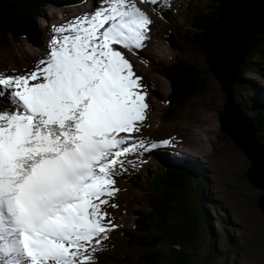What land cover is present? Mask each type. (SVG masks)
I'll return each instance as SVG.
<instances>
[{"label":"snow or ice","instance_id":"6c2138e0","mask_svg":"<svg viewBox=\"0 0 264 264\" xmlns=\"http://www.w3.org/2000/svg\"><path fill=\"white\" fill-rule=\"evenodd\" d=\"M151 24L135 0H103L57 29L34 71L0 75L16 104L0 112V264H93L125 158L173 144L132 135L147 91L116 46L143 49Z\"/></svg>","mask_w":264,"mask_h":264},{"label":"rangeland","instance_id":"374dc122","mask_svg":"<svg viewBox=\"0 0 264 264\" xmlns=\"http://www.w3.org/2000/svg\"><path fill=\"white\" fill-rule=\"evenodd\" d=\"M187 1L158 0L157 4L153 5L146 0H135L137 6L152 20V24L149 26L150 38L145 41L143 49L131 51L132 57L127 49L116 46L122 52L125 51L126 58L133 62V70L137 76L142 77L143 85L147 91L146 102L149 105V110L147 119L140 124V129L146 130L152 137L148 141L149 143L169 139L173 141L170 147L153 150L162 154L166 160L168 159L167 161H172V163L190 162L197 169L210 175L209 188L205 193L206 197H202V200L205 205L209 203L213 208L210 221L213 222L212 227L216 234L215 243L221 254L216 259L206 262L207 250L205 247L200 248V253L196 257L199 261L197 260L196 264H264V217L260 207L256 204L257 197L263 192V189L251 184L245 175L250 167L251 159L247 157L244 149L239 148L230 137L220 131L218 110L224 104L225 93L219 79L212 75L209 88L204 94L196 96L182 105L178 114L170 122H161L162 114L168 106L167 97L170 83L166 77L159 73L157 68L167 65L171 60L167 36L171 31H174L176 37L179 38L180 33L187 26ZM97 3L98 0L84 1L81 4L65 8L47 4L46 15L51 16L52 19H57L62 12L64 14L65 12L75 13L74 16H78L79 13L76 11L92 5L94 7L88 11L90 15L102 6L95 7ZM1 4L2 1H0V6ZM1 7L5 10L9 9V11H2L3 16L0 15V21L12 23L14 17L11 14V7L9 5ZM190 15L192 16V14ZM255 19L253 18L252 21ZM67 20L69 19L63 17L51 20L48 24L45 18L37 17L35 18L38 33L36 36L33 38L31 36L30 39L23 41L10 39L8 45L0 44V75H24L34 71L40 61L47 59L50 54L51 42L45 41L43 37L47 40L51 39L50 31L55 27V24L60 28L63 24L69 23ZM256 24L249 28L246 35L255 29ZM181 56L187 62L201 65L209 63L205 53H198L191 48H188ZM255 62L258 63L259 71H257L262 74L246 71L239 75L251 82L260 92L259 95L264 98V58L256 59ZM29 65L30 67L26 68ZM23 69L25 71H22ZM9 92L6 91L4 95L0 96V112H14L9 110L13 102ZM234 98L237 100L235 94ZM240 106L246 117L250 118L253 115L250 109ZM13 108L16 110V105ZM242 120V130L245 135L242 142L250 148V154L253 155V151L257 154H254V162L255 171L258 172V168H263L260 157V153L264 156L260 148L261 142L256 138L254 127L250 125L249 120L243 117ZM147 164L148 160L139 172L132 170L131 176L122 177L120 173L115 176V187L120 191L110 199L109 204L104 208L109 213L112 223L117 225L114 232L117 239L122 238L125 231L131 228L134 215L148 208L143 182ZM262 183H264L263 180ZM112 205H118V207H112ZM117 243L119 245L120 242L117 241ZM233 246L235 248L229 250ZM107 252L108 254L106 252H98V254L102 258L118 261L120 251L110 249ZM93 264L97 263L94 261Z\"/></svg>","mask_w":264,"mask_h":264},{"label":"trees","instance_id":"16d2710c","mask_svg":"<svg viewBox=\"0 0 264 264\" xmlns=\"http://www.w3.org/2000/svg\"><path fill=\"white\" fill-rule=\"evenodd\" d=\"M0 1L1 6L11 7L14 17L12 23L0 22V44L8 45L10 39L23 41L38 34L35 18H46L47 4L65 8L83 0ZM222 1L188 0L187 26L179 38L174 31L167 36L171 60L167 65L157 68L170 83L168 106L162 114L161 122L173 120L182 105L208 90L213 75L209 69V66L213 67L210 61L207 65L187 62L181 54L188 48L206 54L205 30L209 23L219 18ZM242 44L244 51L234 66L237 69L230 83H233L232 91L237 97L239 110L242 105L253 113L250 118L243 112L240 115L254 127L264 153V98L251 82L239 75L246 71L262 74L258 72L255 60L264 58V0L256 27L244 36ZM222 108L218 110L219 113ZM235 114L236 111H233ZM167 160L158 159L155 165L146 170L143 182L148 208L134 215L131 228L125 231L126 240L120 247L118 261L111 259L108 264H196L200 248L204 247L207 250L206 262L220 256L215 243L213 222L210 221L213 208L209 203L205 205L202 200L209 188L210 175L190 162L172 163Z\"/></svg>","mask_w":264,"mask_h":264},{"label":"bare ground","instance_id":"6f19581e","mask_svg":"<svg viewBox=\"0 0 264 264\" xmlns=\"http://www.w3.org/2000/svg\"><path fill=\"white\" fill-rule=\"evenodd\" d=\"M2 11H9V9L5 10L0 6V15L3 16ZM262 11L263 0H223L220 5L221 14L219 18L214 23H209L206 27L204 49L206 50L207 60L213 65L214 71L221 74L225 80H228L231 77L230 71L233 68L234 63L241 59L242 52L244 51L242 40L249 32V28L257 23ZM75 18L76 17H72V20ZM253 18L256 19L252 21ZM128 51L129 55H131L132 50ZM131 63L133 65V62ZM24 64L26 65V63ZM29 67L30 65L26 68ZM25 69L22 71H25ZM9 110H13L12 107H10ZM148 110L149 109H147V112ZM240 141H242V139H240ZM248 150L250 151L249 147ZM254 154L256 153L253 151V156L255 157ZM260 157L263 163V168H258V176L262 178L264 182V156L260 153Z\"/></svg>","mask_w":264,"mask_h":264},{"label":"water","instance_id":"95a60500","mask_svg":"<svg viewBox=\"0 0 264 264\" xmlns=\"http://www.w3.org/2000/svg\"><path fill=\"white\" fill-rule=\"evenodd\" d=\"M234 68H233V70H231L232 73L230 71L231 77L228 80H225L221 74L214 71V68L209 66V69L212 70L213 75H215L219 79V82L221 84V88L225 93V100H224L222 111L220 113V118H221V128L220 129L228 137H230L231 140L236 145H238L239 148H241L242 150L244 149L243 151L251 159L250 167L246 171L245 175L251 184H254V185L261 187L263 189L264 183H262V180H261L262 178H260L258 176L259 172L255 171V166H256L254 164L255 157L252 154H250L248 147L245 146L246 144H244L242 141H240V139H243V137L245 135H244L243 130H242L243 120H242V116L240 115L242 113V109H240L241 110V112H240L239 107H238V103L236 102V100L234 98V92L232 91L233 90V88H232L233 83H230L231 78H233V72H234V70L237 69V67H234ZM228 109H229V111H228ZM233 111H236V114L234 115L235 119L233 116ZM230 112H231V114H230ZM251 122H252V120H251ZM256 204L260 207L261 213L264 217V189H263V192L257 197Z\"/></svg>","mask_w":264,"mask_h":264}]
</instances>
